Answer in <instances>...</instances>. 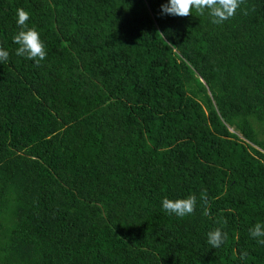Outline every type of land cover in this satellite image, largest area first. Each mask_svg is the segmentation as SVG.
Instances as JSON below:
<instances>
[{
	"label": "trees",
	"instance_id": "16d2710c",
	"mask_svg": "<svg viewBox=\"0 0 264 264\" xmlns=\"http://www.w3.org/2000/svg\"><path fill=\"white\" fill-rule=\"evenodd\" d=\"M166 3L0 0V264H264V0L219 25ZM193 194L190 216L162 208Z\"/></svg>",
	"mask_w": 264,
	"mask_h": 264
},
{
	"label": "clouds",
	"instance_id": "9594fccd",
	"mask_svg": "<svg viewBox=\"0 0 264 264\" xmlns=\"http://www.w3.org/2000/svg\"><path fill=\"white\" fill-rule=\"evenodd\" d=\"M246 0H168V3L161 5L163 14L186 17L192 15L195 9L198 16L207 15L211 18L213 24H222L224 21L236 15L237 9L244 5ZM252 11H255L253 8ZM244 14H248V10L244 9ZM30 14L23 8L17 9L16 23L20 30L13 36V43L17 44L16 55L25 57L35 62L38 67L41 61L46 58L45 44L40 38L39 32L35 27L27 25ZM9 52L0 47V63L7 62ZM200 199L202 200L205 211L204 215H210L208 208L210 203L206 192H202ZM197 197L189 195L186 198L162 200V208L168 214H174L177 217L184 218L192 215L196 210ZM221 227H217L207 234V242L210 247L219 248L228 238V234L222 231V226L227 224V220L219 221ZM249 234L257 239V243L264 245V223H256ZM247 252L240 254V259L244 260Z\"/></svg>",
	"mask_w": 264,
	"mask_h": 264
},
{
	"label": "rangeland",
	"instance_id": "374dc122",
	"mask_svg": "<svg viewBox=\"0 0 264 264\" xmlns=\"http://www.w3.org/2000/svg\"><path fill=\"white\" fill-rule=\"evenodd\" d=\"M252 127L254 128L253 131L255 132V134H257V139H264V122L258 123L252 121Z\"/></svg>",
	"mask_w": 264,
	"mask_h": 264
}]
</instances>
